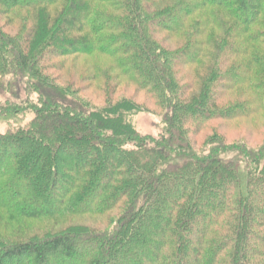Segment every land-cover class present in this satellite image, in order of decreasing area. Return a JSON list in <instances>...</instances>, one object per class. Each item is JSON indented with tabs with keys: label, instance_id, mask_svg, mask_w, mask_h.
<instances>
[{
	"label": "trees",
	"instance_id": "1",
	"mask_svg": "<svg viewBox=\"0 0 264 264\" xmlns=\"http://www.w3.org/2000/svg\"><path fill=\"white\" fill-rule=\"evenodd\" d=\"M0 94V264H264V0H0Z\"/></svg>",
	"mask_w": 264,
	"mask_h": 264
},
{
	"label": "rangeland",
	"instance_id": "2",
	"mask_svg": "<svg viewBox=\"0 0 264 264\" xmlns=\"http://www.w3.org/2000/svg\"><path fill=\"white\" fill-rule=\"evenodd\" d=\"M128 93V92H127ZM129 94V93H128ZM7 95L0 94V101L5 102ZM23 100L27 97V94L24 92L22 94ZM33 117V113L29 112L26 116L25 122H29ZM130 119L134 123L136 129L143 135H152L158 136L160 132V121L161 117L158 114L150 112H139L130 116ZM10 124L3 123L0 126V131H5ZM255 129L251 128L250 124L245 120L238 121L233 128L229 130V140L233 141L234 139L239 138L242 135H245L246 132L253 133ZM261 130V129H259ZM234 156V154H230Z\"/></svg>",
	"mask_w": 264,
	"mask_h": 264
}]
</instances>
